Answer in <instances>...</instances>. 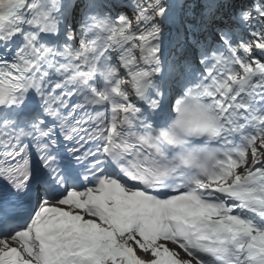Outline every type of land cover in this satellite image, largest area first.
<instances>
[{
  "label": "snow or ice",
  "instance_id": "6c2138e0",
  "mask_svg": "<svg viewBox=\"0 0 264 264\" xmlns=\"http://www.w3.org/2000/svg\"><path fill=\"white\" fill-rule=\"evenodd\" d=\"M0 264H264V0H0Z\"/></svg>",
  "mask_w": 264,
  "mask_h": 264
}]
</instances>
